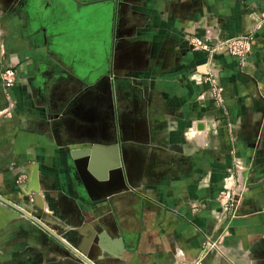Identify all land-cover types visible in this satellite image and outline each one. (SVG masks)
<instances>
[{
    "label": "crops",
    "instance_id": "1",
    "mask_svg": "<svg viewBox=\"0 0 264 264\" xmlns=\"http://www.w3.org/2000/svg\"><path fill=\"white\" fill-rule=\"evenodd\" d=\"M0 194L96 264H264V0H0ZM4 223L0 264L82 262Z\"/></svg>",
    "mask_w": 264,
    "mask_h": 264
},
{
    "label": "built area",
    "instance_id": "2",
    "mask_svg": "<svg viewBox=\"0 0 264 264\" xmlns=\"http://www.w3.org/2000/svg\"><path fill=\"white\" fill-rule=\"evenodd\" d=\"M211 36H203L200 37L198 35L193 36L190 38L189 43L192 47L200 48L202 50H209V44L206 41L209 40ZM253 34H240L235 35L230 38H223V49H225L227 52L232 54L233 56L237 57L240 61H242L250 52L251 44L253 42ZM211 50V49H210ZM208 80V91L210 92L211 96L213 97L215 102H220L222 100L221 92L219 89V85L217 84V81L215 77L210 74L208 77H206ZM1 80H2V93L3 98L5 100V103L8 104L10 100V92L9 89L16 83L17 81V71L12 67L8 66L5 67L1 73ZM17 182L22 181V176H18ZM1 196V194H0ZM224 210L227 209V206H223ZM215 245L214 242L210 241L209 247ZM207 247V248H209Z\"/></svg>",
    "mask_w": 264,
    "mask_h": 264
},
{
    "label": "water",
    "instance_id": "3",
    "mask_svg": "<svg viewBox=\"0 0 264 264\" xmlns=\"http://www.w3.org/2000/svg\"><path fill=\"white\" fill-rule=\"evenodd\" d=\"M0 201L4 204H7L8 206H11L13 210L17 211L20 215L22 214L26 218H29L33 222H35L37 225H39L42 229L47 231L51 236H53L55 239H57L65 248L67 251H69L71 254L76 256L78 259H80L82 262H78L77 264H96L93 262L90 258L87 256V250H85V243H89L91 238L83 239V243L80 244L77 247H74L70 245L63 237H61L57 232H55L52 228H50L45 222L44 218H39L33 214H31L28 210V208H23L22 206L15 204L14 202L4 198L3 196H0ZM257 207L258 208H264V194L263 196L259 197L257 200ZM11 208V209H12ZM12 220V219H11ZM9 220V221H11ZM7 221V222H9ZM5 222V223H7ZM4 223V224H5ZM67 264H73L71 262V259L67 261ZM76 264V263H75Z\"/></svg>",
    "mask_w": 264,
    "mask_h": 264
},
{
    "label": "bare ground",
    "instance_id": "4",
    "mask_svg": "<svg viewBox=\"0 0 264 264\" xmlns=\"http://www.w3.org/2000/svg\"><path fill=\"white\" fill-rule=\"evenodd\" d=\"M15 215L18 216L19 213L17 211H15V210H13V209H11L9 207H6V206H4L3 204L0 203V225L3 224L4 222H6L11 217H14Z\"/></svg>",
    "mask_w": 264,
    "mask_h": 264
},
{
    "label": "rangeland",
    "instance_id": "5",
    "mask_svg": "<svg viewBox=\"0 0 264 264\" xmlns=\"http://www.w3.org/2000/svg\"><path fill=\"white\" fill-rule=\"evenodd\" d=\"M26 199H28V198H26ZM30 199H33V198L31 197ZM28 201H29V202H27V203H32V200H28ZM0 203L3 204V205L6 206V207L12 208L11 206H8L7 204L2 203L1 201H0ZM12 209H13V208H12ZM38 215H40V216H38ZM37 217H39V218L43 217V212L41 211L40 214H37ZM23 219H26V217L23 216V215L21 214L20 217H18V218H14V219H12V221H13L14 223H20V221L23 220ZM39 227H40V226H39ZM40 229H41V228H40ZM58 247H61V248H62V245H58Z\"/></svg>",
    "mask_w": 264,
    "mask_h": 264
}]
</instances>
